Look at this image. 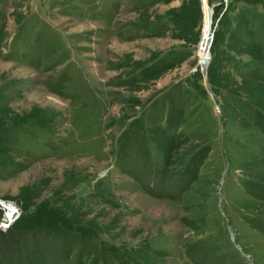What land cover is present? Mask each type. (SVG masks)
Instances as JSON below:
<instances>
[{
	"label": "rangeland",
	"instance_id": "374dc122",
	"mask_svg": "<svg viewBox=\"0 0 264 264\" xmlns=\"http://www.w3.org/2000/svg\"><path fill=\"white\" fill-rule=\"evenodd\" d=\"M253 10L0 0V198L33 242L0 264H264Z\"/></svg>",
	"mask_w": 264,
	"mask_h": 264
},
{
	"label": "trees",
	"instance_id": "16d2710c",
	"mask_svg": "<svg viewBox=\"0 0 264 264\" xmlns=\"http://www.w3.org/2000/svg\"><path fill=\"white\" fill-rule=\"evenodd\" d=\"M249 17L251 21L255 25H257L256 27L258 29L262 30L264 28V17L259 14L257 10H253L252 12L248 13V18ZM221 21L222 18L220 19V23L222 24ZM217 43H219V36L216 39V44ZM4 131L5 129L3 128V126L0 125V135L3 134ZM199 163L200 162H198V165ZM1 216L2 214L0 212V219ZM25 233L26 228H18L17 226H13L6 231L0 229V250L21 253L23 251V248H25L28 252L33 248V242L30 241V238ZM22 242H24L23 245Z\"/></svg>",
	"mask_w": 264,
	"mask_h": 264
},
{
	"label": "built area",
	"instance_id": "2783aa9c",
	"mask_svg": "<svg viewBox=\"0 0 264 264\" xmlns=\"http://www.w3.org/2000/svg\"><path fill=\"white\" fill-rule=\"evenodd\" d=\"M224 1L228 2L229 0H224ZM213 38H214V29L212 28V32L210 34V39H209L210 44L208 48H203L201 46V43L199 46L200 57L202 56L201 51L202 53H204V55L202 56L203 58L201 57V64H205V62H209L211 59L210 54H211V44L213 42ZM0 210L2 214L1 219H0V229L6 231L9 228L15 226V223L17 222L21 214L19 205L15 201L0 198Z\"/></svg>",
	"mask_w": 264,
	"mask_h": 264
},
{
	"label": "bare ground",
	"instance_id": "6f19581e",
	"mask_svg": "<svg viewBox=\"0 0 264 264\" xmlns=\"http://www.w3.org/2000/svg\"><path fill=\"white\" fill-rule=\"evenodd\" d=\"M206 41H207V39H206V37H204V42H203V43H206ZM205 48H207V47H205ZM201 55L203 56L204 53L201 52ZM202 56H201V57H202ZM202 58H203V57H202Z\"/></svg>",
	"mask_w": 264,
	"mask_h": 264
}]
</instances>
